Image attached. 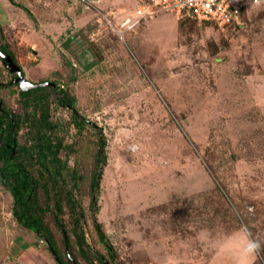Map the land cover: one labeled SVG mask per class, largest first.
Listing matches in <instances>:
<instances>
[{
  "label": "rangeland",
  "instance_id": "374dc122",
  "mask_svg": "<svg viewBox=\"0 0 264 264\" xmlns=\"http://www.w3.org/2000/svg\"><path fill=\"white\" fill-rule=\"evenodd\" d=\"M140 3L0 0V45L30 82L55 81L75 99L62 107L50 92L46 104L57 156L67 159L66 173H78L73 197L88 257L92 264H100L96 255L108 264H241L243 228L260 245L243 264H264V3L224 32L163 13L135 21ZM18 93L1 88L0 100L24 117L33 109ZM17 136L21 145L36 143L27 121ZM44 199L39 191L42 207ZM12 208L0 183V264H57ZM61 213L69 251L89 264L63 200ZM43 224L66 259L49 214Z\"/></svg>",
  "mask_w": 264,
  "mask_h": 264
},
{
  "label": "trees",
  "instance_id": "16d2710c",
  "mask_svg": "<svg viewBox=\"0 0 264 264\" xmlns=\"http://www.w3.org/2000/svg\"><path fill=\"white\" fill-rule=\"evenodd\" d=\"M205 25L208 26V24ZM236 26L239 27L240 25L237 24ZM56 84L60 89L58 95L60 98L57 99V103L61 106L74 107V97H71L64 89L60 88L59 83L56 82ZM18 94L21 96V103L26 109L31 106L33 109L31 113H27L23 117L9 113L5 105L0 108V183L12 196V215L21 227L33 232L39 240L45 242L57 264H77L75 255L69 251L71 246L70 232L63 229L62 219L60 218L62 200L65 201L68 209L72 212L71 231L76 244L80 246L81 256L87 263L92 264L87 254L89 247L86 245L83 230L80 226V219L84 215L82 210L77 211L78 202L73 197V191L79 188L78 173L75 170L69 173L65 172L67 170V159L61 161L57 156L61 146L60 142L53 144L49 138V134L56 128L54 122L50 121L49 109L46 104L49 92L39 88L28 93L19 91ZM76 118V115H74V119ZM25 121L35 130L36 143L31 147L25 143L21 145L18 142V130ZM80 125H82L81 121L77 126ZM103 145L100 142L99 158L103 156L101 151ZM97 174L94 171L90 186L92 192L95 191ZM60 183H63L62 187H59ZM66 183L71 184L69 189H67ZM58 188L60 189L57 190ZM39 191H42L45 196L43 207L38 201ZM94 201L95 198H93L90 205L92 209L94 208ZM45 214L51 216L62 233V242L66 244V259L56 248L54 236L43 224ZM96 231L100 242L107 249L110 256L113 257L111 247L108 245L105 236L98 228ZM96 260L100 264H107L102 256L96 255Z\"/></svg>",
  "mask_w": 264,
  "mask_h": 264
},
{
  "label": "built area",
  "instance_id": "2783aa9c",
  "mask_svg": "<svg viewBox=\"0 0 264 264\" xmlns=\"http://www.w3.org/2000/svg\"><path fill=\"white\" fill-rule=\"evenodd\" d=\"M263 3L264 0H141L134 20L146 21L163 13L177 21L192 20L224 32L237 24L247 7L261 6ZM128 22L129 19L125 24Z\"/></svg>",
  "mask_w": 264,
  "mask_h": 264
},
{
  "label": "water",
  "instance_id": "95a60500",
  "mask_svg": "<svg viewBox=\"0 0 264 264\" xmlns=\"http://www.w3.org/2000/svg\"><path fill=\"white\" fill-rule=\"evenodd\" d=\"M0 58L4 61L10 73L16 75V78L12 81V84L18 85V88L22 93H28L30 91H33L39 88H48L50 90L53 87H55V84L52 82L34 84L28 81L27 79H25V77L22 76L21 68L13 62L12 57L10 55L4 54L1 50H0ZM1 107H2V102L0 101V108ZM101 174H102V170L100 171V173L98 174L96 178L95 191L97 190V185L101 178Z\"/></svg>",
  "mask_w": 264,
  "mask_h": 264
},
{
  "label": "flooded vegetation",
  "instance_id": "af4514ba",
  "mask_svg": "<svg viewBox=\"0 0 264 264\" xmlns=\"http://www.w3.org/2000/svg\"><path fill=\"white\" fill-rule=\"evenodd\" d=\"M0 50L4 53V54H6V55H10L11 57H12V59H13V62L17 65V66H19L20 67V65L18 64V62L16 61V59H15V57L12 55V53L8 50V48H7V46H5V45H0ZM0 64L2 65V68L4 69V71H5V74H7V76H4L3 74H2V76H4L3 78H2V80H0V88H5V87H7V88H9V87H15L18 91H20L19 90V88H18V85H16V84H12V81L16 78V75L15 74H11L10 73V71L7 69V67H6V64L4 63V61L0 58ZM21 68V67H20ZM21 70H22V76L23 77H25V79H27L28 80V78L25 76V74H24V70L21 68ZM29 81V80H28ZM45 82H52V83H54L55 84V87H53L52 89H48V88H43V89H45V90H47L49 93L51 92V93H56V95H59V92H60V89H58V86H57V84H56V82L55 81H49V80H45V81H41V82H37V83H34V84H41V83H45ZM60 87H61V85H60ZM1 101V100H0ZM111 254H112V252H111ZM107 263V262H106ZM108 264V263H107Z\"/></svg>",
  "mask_w": 264,
  "mask_h": 264
},
{
  "label": "clouds",
  "instance_id": "9594fccd",
  "mask_svg": "<svg viewBox=\"0 0 264 264\" xmlns=\"http://www.w3.org/2000/svg\"><path fill=\"white\" fill-rule=\"evenodd\" d=\"M60 88H62V86ZM62 107L72 108V107H69L67 105L62 106ZM73 115H75V114H73ZM237 244L239 247L238 259L241 261V264H243V262L247 261L250 257H252L255 254V252L260 248L259 243L252 240L249 236L248 231L246 229H243V228L237 233Z\"/></svg>",
  "mask_w": 264,
  "mask_h": 264
}]
</instances>
